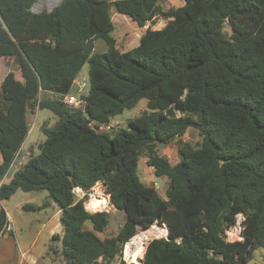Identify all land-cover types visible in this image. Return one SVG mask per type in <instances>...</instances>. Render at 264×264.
<instances>
[{"label": "trees", "instance_id": "obj_1", "mask_svg": "<svg viewBox=\"0 0 264 264\" xmlns=\"http://www.w3.org/2000/svg\"><path fill=\"white\" fill-rule=\"evenodd\" d=\"M36 2L0 0V61L16 65L0 82V182L28 136L27 116L47 109L57 121L41 128L39 153L0 185V202L18 190L46 191L62 232L51 241L60 242L65 264H125L124 245L154 223L165 224L168 236L148 242L142 264H248L264 250V0H182L179 8L161 0H62L34 13ZM115 13L140 28L167 23L121 51L110 35ZM95 41L104 52H95ZM85 64L81 111L62 98L75 91ZM141 100L145 110L123 128L96 133L87 125L108 124ZM189 130L201 138L195 146L183 139ZM172 143L174 164L157 151ZM142 157L167 181L165 199L141 181ZM98 183L124 218L114 236H97L107 213L85 210ZM238 214L243 238L231 242L225 231ZM5 224L0 207V233Z\"/></svg>", "mask_w": 264, "mask_h": 264}, {"label": "rangeland", "instance_id": "obj_2", "mask_svg": "<svg viewBox=\"0 0 264 264\" xmlns=\"http://www.w3.org/2000/svg\"><path fill=\"white\" fill-rule=\"evenodd\" d=\"M50 1L52 0H40L39 2H36L32 8L33 12H37L38 10L42 11L50 9V6H48ZM106 1L111 2L114 0ZM160 3L164 8H179L182 6V0H161ZM127 19V16L118 13H115L112 16L114 28L110 35L116 40L117 47L121 51L129 50L138 45V40L136 39V35L133 34V29H137L142 34L145 31V29H142V27H137L131 20ZM160 20L161 19L158 18L153 22H149L147 24L148 28L152 30L162 29L160 28V24H158V21ZM139 34L140 33H138V35ZM129 38H131L132 41L125 44V40ZM94 47L95 51L97 52L105 48L104 44L100 41H96ZM10 71H16V65L12 63L11 60H9L7 64H4V61L1 60L0 82ZM77 80L80 82H86L88 80L87 64L82 67L80 73L77 76ZM145 105L146 101L141 100L132 110L125 111L121 116H118L116 118V120L119 122L118 126L123 128L126 124V120L140 115L145 110ZM27 119L30 131L23 143V150L27 151L28 153L38 154V146L45 139L41 128L45 126L51 128L56 123L57 118L49 110L43 109L37 110L34 114H29L27 116ZM183 139L193 146L201 142V138L194 130L187 131V133L183 136ZM175 149V144L172 143L171 145L166 147H158L157 151L159 155L168 159L171 164H174L177 160ZM137 173L140 176L141 181L148 187H151L150 182H156L157 188H155V190L158 192L159 196L162 199H165L167 181L163 178H157L155 176L154 170L146 164V159L144 157L140 158L139 160ZM96 191H99L103 195L107 196V204L105 208L101 209L98 212H105L109 216V223L107 228L103 233H97V236L99 238L114 236L117 233L119 227L123 224V215L109 204L108 195L105 193L104 186L101 183H98L95 187L92 188L90 194L88 195V199L90 195L95 194ZM83 196L84 195L82 194L80 195L81 198ZM21 201H24L28 205L42 207V210L37 212H26L19 205ZM0 206L6 212H8V215L12 222V232H5L4 234L0 233V240L5 237H11L13 239L15 244V253L21 259V264H27V262L29 261L34 264H65L60 254V242L51 241V237L53 234L61 236L62 232L58 222L57 208L46 191L25 193L18 190L8 200L0 202ZM54 207L55 213H53ZM50 217V226L51 231L53 232L52 234L50 233L49 228L47 226L45 227L46 222ZM153 225H156L160 228L165 227L163 225H159V223ZM235 227L236 226L228 231V241H239L242 239L241 235H239L240 232H237L235 230ZM85 229H91V226L89 224H85ZM140 231L141 230L139 229L138 232ZM231 234L235 235L231 236ZM152 239H150L149 241H151ZM51 249L56 250V254ZM21 254H24V261L21 257ZM121 261H123L125 264H130L124 259L123 256L121 258ZM116 264H119V261ZM248 264H264V250L260 247L257 248L253 252L252 258L250 259Z\"/></svg>", "mask_w": 264, "mask_h": 264}, {"label": "built area", "instance_id": "obj_3", "mask_svg": "<svg viewBox=\"0 0 264 264\" xmlns=\"http://www.w3.org/2000/svg\"><path fill=\"white\" fill-rule=\"evenodd\" d=\"M148 23L149 22H147L145 24V26L142 27V29H145L146 30L148 28V26H147ZM166 23H167V21L166 20H163V19H161L160 21H158V24H160V26H161L160 28H163L166 25ZM74 88H75V91L72 92V93L66 94L62 98V102L65 105H67L68 107L72 108V109L84 111V109H85L84 97L87 94V81L86 82L85 81L80 82V81H78L76 79L74 81ZM176 116L178 117L179 116V113H177ZM87 125H88V127L91 130H93L96 133H105V132H108V131H110L112 129L120 128V126H118L119 125V122L116 119L112 120L108 124H96V123H93V122H89ZM28 157H29V153H27V152L24 153L21 150L17 151L15 153L12 161L9 164L8 171H17V170H20L24 166V164L26 163ZM166 160H167L168 163H170L168 161V159H166ZM150 183H151V187L152 188H154V189L157 188V183L156 182H150ZM72 193L77 198H81L80 197L81 194L84 195V192L81 189H79V188H74L72 190ZM242 219H243L242 214H238L237 217H236V223L234 225V226L238 227L237 229L235 227V230L237 232H240L241 231V225L240 224H241ZM11 223L12 222H11L9 216L6 213V224H5L4 228H3V230L1 231V233L4 234L5 232H12V225H11ZM233 227H231L230 229H228V230L225 231V237H226V239H227V235L229 234L228 231L231 230ZM21 257H22V259L24 261V254H21ZM27 264H34V263H32L31 261H29V262H27Z\"/></svg>", "mask_w": 264, "mask_h": 264}, {"label": "bare ground", "instance_id": "obj_4", "mask_svg": "<svg viewBox=\"0 0 264 264\" xmlns=\"http://www.w3.org/2000/svg\"><path fill=\"white\" fill-rule=\"evenodd\" d=\"M58 1L59 0H52L49 2L48 6L52 8L56 3H58ZM106 204L107 196L103 195L99 191H96L95 194L90 195L89 199L86 201L85 209L89 212H98L101 209L105 208ZM159 225H163L165 227L160 228L156 225H152L148 229L141 230L140 232H138L124 245L123 257L128 263L142 264V258L148 241L152 238H163L167 235V226L165 224ZM234 235L231 234V236Z\"/></svg>", "mask_w": 264, "mask_h": 264}, {"label": "crops", "instance_id": "obj_5", "mask_svg": "<svg viewBox=\"0 0 264 264\" xmlns=\"http://www.w3.org/2000/svg\"><path fill=\"white\" fill-rule=\"evenodd\" d=\"M123 15V14H122ZM126 16V15H125ZM128 17V16H127ZM127 20H130V18L128 17ZM112 21V19H111ZM113 24V22H112ZM114 26V25H113ZM114 28V27H113ZM138 33H140L138 35ZM133 34L136 35V39L138 40V43H139V39L142 35V33L140 31H138L137 29H133ZM132 41L131 38L129 39H126L125 40V44H127L128 42ZM96 42V41H95ZM95 42H94V45H95ZM101 42V41H100ZM101 47V46H99ZM105 48L101 51H98V52H104ZM97 52V51H95ZM37 111V110H36ZM35 111V112H36ZM30 131V129H29ZM29 133V132H28ZM24 143V142H23ZM21 151H24L23 150V144L21 146ZM24 152H27V151H24ZM28 153V152H27ZM15 171H8L7 172V175L1 180L0 182V185L2 183H7L9 182V180L13 177V174H14ZM14 195V194H13ZM19 205L21 206H24L26 205V203L24 201H21L19 203ZM57 208V207H56ZM6 212V211H5ZM58 212V210H57ZM8 214V212H6ZM53 213H55V207L53 208ZM9 216V215H8ZM58 217H59V212H58ZM10 218V217H9ZM50 219L51 217L47 220L46 222V225L45 227L47 226L49 228V231L50 233L52 234L53 232L51 231V226H50ZM11 220V219H10ZM21 259L16 255L15 253V244H14V241L11 237H5L3 238L2 240H0V264H21Z\"/></svg>", "mask_w": 264, "mask_h": 264}, {"label": "water", "instance_id": "obj_6", "mask_svg": "<svg viewBox=\"0 0 264 264\" xmlns=\"http://www.w3.org/2000/svg\"><path fill=\"white\" fill-rule=\"evenodd\" d=\"M39 0H37V2H38ZM62 0H59L58 1V3H56L52 8H50V9H47L46 11L49 13V12H51L60 2H61ZM32 12H33V10H32ZM41 11H37V12H34V13H40ZM167 236H168V228H167V235L164 237V238H167ZM241 238H243L242 236H241ZM154 239H157V238H154ZM153 240V239H152ZM148 244V243H147ZM147 246V245H146ZM146 248V247H145ZM143 259V258H142Z\"/></svg>", "mask_w": 264, "mask_h": 264}]
</instances>
